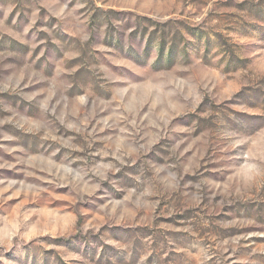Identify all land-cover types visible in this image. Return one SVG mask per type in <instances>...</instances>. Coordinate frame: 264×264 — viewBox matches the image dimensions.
<instances>
[{
    "label": "rangeland",
    "instance_id": "obj_1",
    "mask_svg": "<svg viewBox=\"0 0 264 264\" xmlns=\"http://www.w3.org/2000/svg\"><path fill=\"white\" fill-rule=\"evenodd\" d=\"M0 264H264V0H0Z\"/></svg>",
    "mask_w": 264,
    "mask_h": 264
}]
</instances>
